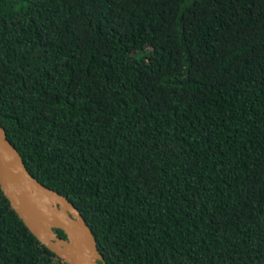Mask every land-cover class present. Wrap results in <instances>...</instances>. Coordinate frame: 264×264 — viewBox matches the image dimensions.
<instances>
[{"label": "trees", "instance_id": "1", "mask_svg": "<svg viewBox=\"0 0 264 264\" xmlns=\"http://www.w3.org/2000/svg\"><path fill=\"white\" fill-rule=\"evenodd\" d=\"M0 123L107 264H264V0H0Z\"/></svg>", "mask_w": 264, "mask_h": 264}, {"label": "water", "instance_id": "2", "mask_svg": "<svg viewBox=\"0 0 264 264\" xmlns=\"http://www.w3.org/2000/svg\"><path fill=\"white\" fill-rule=\"evenodd\" d=\"M0 188L36 239L65 263L107 264L83 214L69 198L29 173L1 123Z\"/></svg>", "mask_w": 264, "mask_h": 264}]
</instances>
